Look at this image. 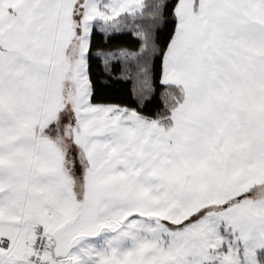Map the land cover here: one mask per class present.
I'll use <instances>...</instances> for the list:
<instances>
[{"label": "snow or ice", "instance_id": "1", "mask_svg": "<svg viewBox=\"0 0 264 264\" xmlns=\"http://www.w3.org/2000/svg\"><path fill=\"white\" fill-rule=\"evenodd\" d=\"M0 264H264V0H0Z\"/></svg>", "mask_w": 264, "mask_h": 264}]
</instances>
